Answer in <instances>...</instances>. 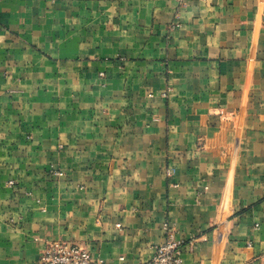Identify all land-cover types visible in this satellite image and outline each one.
<instances>
[{
    "label": "crops",
    "instance_id": "crops-1",
    "mask_svg": "<svg viewBox=\"0 0 264 264\" xmlns=\"http://www.w3.org/2000/svg\"><path fill=\"white\" fill-rule=\"evenodd\" d=\"M165 224L264 264V0H0V264H143Z\"/></svg>",
    "mask_w": 264,
    "mask_h": 264
},
{
    "label": "built area",
    "instance_id": "built-area-1",
    "mask_svg": "<svg viewBox=\"0 0 264 264\" xmlns=\"http://www.w3.org/2000/svg\"><path fill=\"white\" fill-rule=\"evenodd\" d=\"M175 1L184 5L189 0ZM55 174L63 175L61 172ZM168 176H171V172H168ZM118 227L120 228V225ZM164 229L166 230L165 241L156 248L153 258L143 264H183L184 241L176 238L169 224H165ZM39 264H104V261L94 258L82 246L65 241H55L48 244L40 257Z\"/></svg>",
    "mask_w": 264,
    "mask_h": 264
}]
</instances>
